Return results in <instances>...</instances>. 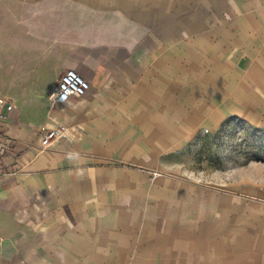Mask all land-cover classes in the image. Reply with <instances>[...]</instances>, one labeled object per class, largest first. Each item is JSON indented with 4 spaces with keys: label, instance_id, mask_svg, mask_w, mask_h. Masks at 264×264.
I'll return each instance as SVG.
<instances>
[{
    "label": "crops",
    "instance_id": "0c3cea01",
    "mask_svg": "<svg viewBox=\"0 0 264 264\" xmlns=\"http://www.w3.org/2000/svg\"><path fill=\"white\" fill-rule=\"evenodd\" d=\"M0 97V264H264V172L180 154L264 111V0H0Z\"/></svg>",
    "mask_w": 264,
    "mask_h": 264
},
{
    "label": "rangeland",
    "instance_id": "374dc122",
    "mask_svg": "<svg viewBox=\"0 0 264 264\" xmlns=\"http://www.w3.org/2000/svg\"><path fill=\"white\" fill-rule=\"evenodd\" d=\"M55 82L52 81V86ZM49 83L46 82L43 93L51 88ZM253 128L264 130V111L247 113L244 117H229L215 128L199 130L180 154L187 157L188 166L203 181L229 183L231 172L242 171L248 164H251V172L262 175L264 140L263 146L258 148L259 142L255 143L252 137Z\"/></svg>",
    "mask_w": 264,
    "mask_h": 264
},
{
    "label": "built area",
    "instance_id": "2783aa9c",
    "mask_svg": "<svg viewBox=\"0 0 264 264\" xmlns=\"http://www.w3.org/2000/svg\"><path fill=\"white\" fill-rule=\"evenodd\" d=\"M89 88V81L78 71L72 68L64 70L56 79L54 86L48 94V100L51 106L68 101L70 98L81 97ZM13 104L0 97V120L8 118V112L13 109ZM4 131L0 127V135ZM63 136V129H48L41 138L40 145L45 148L51 144L54 139Z\"/></svg>",
    "mask_w": 264,
    "mask_h": 264
},
{
    "label": "trees",
    "instance_id": "16d2710c",
    "mask_svg": "<svg viewBox=\"0 0 264 264\" xmlns=\"http://www.w3.org/2000/svg\"><path fill=\"white\" fill-rule=\"evenodd\" d=\"M259 132H261L263 134L260 135ZM252 137L255 140V143L259 142V144H257L258 148L263 146L262 142L264 140V130H260L258 128H253Z\"/></svg>",
    "mask_w": 264,
    "mask_h": 264
}]
</instances>
